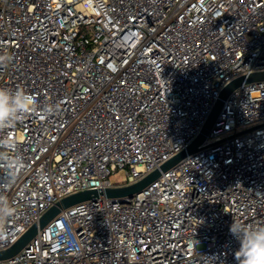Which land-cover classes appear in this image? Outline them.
Instances as JSON below:
<instances>
[{
	"label": "built area",
	"instance_id": "obj_1",
	"mask_svg": "<svg viewBox=\"0 0 264 264\" xmlns=\"http://www.w3.org/2000/svg\"><path fill=\"white\" fill-rule=\"evenodd\" d=\"M261 71L264 0H0V88L36 101L0 128L24 164L11 183L0 168V251L63 198L159 168ZM201 147L126 202L62 211L0 264H236L232 223L264 224V82L228 97Z\"/></svg>",
	"mask_w": 264,
	"mask_h": 264
},
{
	"label": "water",
	"instance_id": "obj_2",
	"mask_svg": "<svg viewBox=\"0 0 264 264\" xmlns=\"http://www.w3.org/2000/svg\"><path fill=\"white\" fill-rule=\"evenodd\" d=\"M264 82V71L255 72L236 78L230 82L220 93L210 116L196 139L185 149L175 155L173 158L162 164L138 182L124 187H111L104 190H87L72 194L58 201L48 209L19 239L6 250L0 251V261L9 260L19 254L37 235L43 230L57 215L70 207L85 201L97 200L102 197L126 202L128 198L142 192L150 184L156 181L162 172L173 168L177 163L183 160L187 155L197 153L202 149V144L212 132L218 121L224 102L240 86L245 83Z\"/></svg>",
	"mask_w": 264,
	"mask_h": 264
},
{
	"label": "clouds",
	"instance_id": "obj_3",
	"mask_svg": "<svg viewBox=\"0 0 264 264\" xmlns=\"http://www.w3.org/2000/svg\"><path fill=\"white\" fill-rule=\"evenodd\" d=\"M35 98L23 89L0 88V128L14 127L24 115L35 111ZM51 111V110H49ZM0 168L8 170L9 183L14 182L17 173L24 168L22 160L12 159L5 152H11L13 145L0 140ZM11 215V209L0 199V221ZM230 233L238 243L234 252L236 264H264V224H239L230 226Z\"/></svg>",
	"mask_w": 264,
	"mask_h": 264
},
{
	"label": "rangeland",
	"instance_id": "obj_4",
	"mask_svg": "<svg viewBox=\"0 0 264 264\" xmlns=\"http://www.w3.org/2000/svg\"><path fill=\"white\" fill-rule=\"evenodd\" d=\"M112 179H113V180H119V179H120V177H119V175H118V174H115V175H113V176H112Z\"/></svg>",
	"mask_w": 264,
	"mask_h": 264
}]
</instances>
